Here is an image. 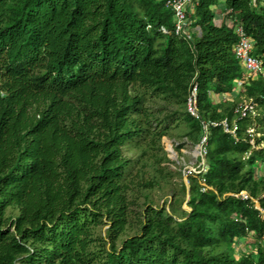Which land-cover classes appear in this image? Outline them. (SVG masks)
Here are the masks:
<instances>
[{
	"label": "trees",
	"instance_id": "16d2710c",
	"mask_svg": "<svg viewBox=\"0 0 264 264\" xmlns=\"http://www.w3.org/2000/svg\"><path fill=\"white\" fill-rule=\"evenodd\" d=\"M189 22L192 41L166 0H0V264H264V76L236 93L235 54L241 27L264 65L263 0H195ZM195 84L205 120L258 113L211 128L207 174L167 208L152 192L173 129L200 140Z\"/></svg>",
	"mask_w": 264,
	"mask_h": 264
},
{
	"label": "built area",
	"instance_id": "2783aa9c",
	"mask_svg": "<svg viewBox=\"0 0 264 264\" xmlns=\"http://www.w3.org/2000/svg\"><path fill=\"white\" fill-rule=\"evenodd\" d=\"M195 0H166L167 7L173 14L174 21V35L186 39L188 41L193 40L194 30L189 22V12L194 6ZM264 6V0H263ZM236 33L239 36V43L235 49L237 60L243 67V78L237 82V88H243V85L254 78L256 75L264 76V65L262 60L254 54V43L247 35V33L241 28L237 27ZM164 34H168L166 29H163ZM199 86L195 84L191 91L187 102V112L202 126V134L199 142L196 144L195 159L197 166L195 169H190L186 173L188 176L205 175L209 169V163L207 160L209 154V136L211 128L222 127L227 134H231L236 137L240 130V121L249 117L257 116V105L253 100H245L243 103H239L234 109L233 120L225 119L222 122H213L205 120L200 113L198 107ZM249 134H254V129L248 130ZM254 144V142H252ZM175 155L174 151H171ZM204 192H206V185L204 181L202 183ZM238 197L244 200H248L249 196L243 192Z\"/></svg>",
	"mask_w": 264,
	"mask_h": 264
},
{
	"label": "rangeland",
	"instance_id": "374dc122",
	"mask_svg": "<svg viewBox=\"0 0 264 264\" xmlns=\"http://www.w3.org/2000/svg\"><path fill=\"white\" fill-rule=\"evenodd\" d=\"M223 8V7H222ZM244 99L240 102L243 103ZM252 128V127H250ZM189 128L187 125H182L180 128H174L171 132V136L164 139L165 150L168 153L169 162L164 166L173 172L174 177L170 182L164 183L161 190L156 189L152 192V199L158 205H166L169 208V202L172 200L173 193H180L181 185L184 183L187 187V190L190 188L189 176L186 173L190 169H195L197 166V161L195 159V150L196 144H193L189 140L187 133ZM260 138V135L257 136ZM179 145H184L180 150L177 149ZM264 144L261 145L263 147ZM174 151L175 155L170 153ZM132 156V154H130ZM260 172L264 173V166L261 165ZM189 200V193L187 194L186 202L183 204V209L190 211L187 201ZM15 216H18V212L13 213ZM107 228L104 229V231ZM246 246L238 244L237 253H240L242 248ZM249 249V247H248Z\"/></svg>",
	"mask_w": 264,
	"mask_h": 264
},
{
	"label": "crops",
	"instance_id": "0c3cea01",
	"mask_svg": "<svg viewBox=\"0 0 264 264\" xmlns=\"http://www.w3.org/2000/svg\"><path fill=\"white\" fill-rule=\"evenodd\" d=\"M216 13L218 15V20H217V23H221L223 22L224 20V8H220V9H217L216 10ZM242 88H236V93H239L241 91ZM236 95V94H235ZM220 100H222L221 97H218V96H214V102L217 103L219 102Z\"/></svg>",
	"mask_w": 264,
	"mask_h": 264
},
{
	"label": "water",
	"instance_id": "95a60500",
	"mask_svg": "<svg viewBox=\"0 0 264 264\" xmlns=\"http://www.w3.org/2000/svg\"><path fill=\"white\" fill-rule=\"evenodd\" d=\"M258 209H260L259 206H258Z\"/></svg>",
	"mask_w": 264,
	"mask_h": 264
}]
</instances>
